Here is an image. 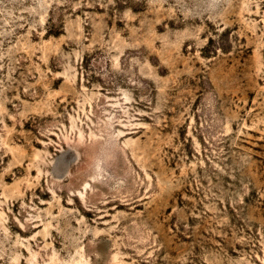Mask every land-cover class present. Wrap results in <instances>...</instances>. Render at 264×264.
<instances>
[{
  "label": "rangeland",
  "instance_id": "374dc122",
  "mask_svg": "<svg viewBox=\"0 0 264 264\" xmlns=\"http://www.w3.org/2000/svg\"><path fill=\"white\" fill-rule=\"evenodd\" d=\"M0 264H264V0H0Z\"/></svg>",
  "mask_w": 264,
  "mask_h": 264
}]
</instances>
